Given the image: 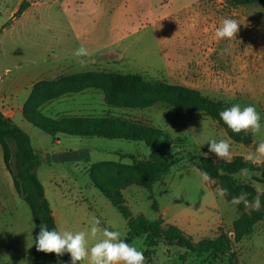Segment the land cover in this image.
I'll return each instance as SVG.
<instances>
[{"label":"rangeland","instance_id":"1","mask_svg":"<svg viewBox=\"0 0 264 264\" xmlns=\"http://www.w3.org/2000/svg\"><path fill=\"white\" fill-rule=\"evenodd\" d=\"M21 6L23 12L18 14ZM225 18L236 20L239 31L232 39L217 40L215 30ZM81 46L88 52L80 58L83 66L73 55ZM92 71L139 74L146 80L198 89L229 106L256 108L262 128L249 144L232 140L218 121L201 111L181 113L167 103L119 108L109 105L104 93L94 88L52 99L39 111L55 120L63 116L117 117L160 128L170 136L172 144L165 153L175 155L179 162L155 183L123 189L125 204L134 217L143 214L154 220L161 216L164 228L181 227L194 243L223 234L229 240L228 248L216 255L198 254L163 240L156 247L147 245L146 237H140L129 244L143 252L144 264H264V218L252 234L237 242L233 223L252 209L233 204L227 194L221 197L218 189H225L222 179L201 183L197 172L211 139L227 140L232 159H245L264 141V3L0 0V108L20 111L19 106H25L38 83ZM15 121L41 156L38 176L62 231H88L96 217L101 230L119 231L126 241L128 221L94 185L90 167L102 161L130 164L132 160L125 154L149 159L152 148L145 142L120 139L68 134L53 138L21 114ZM57 148L84 152L50 159ZM208 157L219 160L214 154ZM248 172L247 177L240 172L233 178L255 190L264 188L256 179L261 172ZM263 200L261 195L260 208ZM35 233L31 209L14 189L0 146V264H35ZM100 238L98 234L97 240ZM63 256L70 258L69 253Z\"/></svg>","mask_w":264,"mask_h":264},{"label":"trees","instance_id":"2","mask_svg":"<svg viewBox=\"0 0 264 264\" xmlns=\"http://www.w3.org/2000/svg\"><path fill=\"white\" fill-rule=\"evenodd\" d=\"M236 2L264 3V0H236ZM22 9L23 6L17 13L21 14ZM91 88L100 89L104 93L106 102L119 108H148L158 103H167L181 113L201 111L218 121L232 140L246 144L251 143V134L234 133L220 119L219 112L230 106L221 100L210 98L192 87L150 81L139 74L92 71L76 73L53 82L38 83L23 109L24 119L41 128L53 138L57 134H68L79 137L120 139L145 142L152 148L149 159H138L132 154H125L124 157L132 160L130 164L102 161L90 167L94 185L128 221L127 243L136 238L146 237L147 245H153L159 240H163L165 244L177 243L198 254L216 255L225 252L229 240L223 234L212 240L203 239L194 243L179 226L169 225L164 228L161 216L154 220L147 219L143 214L134 217L125 204L121 195L123 189L131 185L155 183L168 174L171 168L179 162V158L175 155H166L165 151L172 144V140L162 129L111 116H63L55 120L39 111L40 106L45 102L65 94L80 93ZM0 146L3 151L5 167L12 178L14 188L31 209L36 227L35 242L41 223H46L48 230L59 231L55 215L46 196L45 187L38 176L41 156L33 148L30 136L1 109ZM198 168L207 172L211 179L219 178L224 181L229 200L241 193H247V199L251 201L257 195V191L250 185L238 183L233 178V175L240 173L242 169L261 172V176L256 179L264 184V165L257 166L246 162L242 156L232 159L231 162L202 156L199 159ZM151 198L153 199L154 196ZM243 205H241L242 209ZM153 209L158 210L155 199ZM263 218L264 206L258 211H244L233 223L235 240L239 242L245 236L252 234L254 226ZM158 245L156 244L155 247ZM34 261L35 264H71L69 257L37 251L36 243H34Z\"/></svg>","mask_w":264,"mask_h":264},{"label":"clouds","instance_id":"3","mask_svg":"<svg viewBox=\"0 0 264 264\" xmlns=\"http://www.w3.org/2000/svg\"><path fill=\"white\" fill-rule=\"evenodd\" d=\"M240 24L236 20L225 18L222 25L215 30L217 40L232 39L239 31ZM79 63L83 66L84 60L80 59L88 55L87 49L83 46L77 48L74 53ZM220 119L234 133H245L253 136L261 133V115L252 105L241 107L240 104H233L219 112ZM209 154H214L217 159H223L231 162L232 153L230 144L227 140L219 141L211 139L207 141ZM246 162H251L257 166L264 165V141H261L255 148L254 152H249L245 157ZM201 183L211 180L207 172L197 170ZM248 169L241 170V176L247 177ZM257 195L253 201L247 199V193H241L239 196L232 197L231 202L235 205L243 203L246 208L250 207L254 211L260 209V197L264 195V188L257 187ZM218 194L224 197L227 189H218ZM101 221L93 217L90 229L88 231H57L56 229L48 230L46 223H41L39 233L36 238V250L45 253H55L62 256L64 253L70 254L71 264H80L87 261V264H144V254L121 239L119 231L109 230L99 227ZM98 234L101 238L97 240ZM95 241L91 245L89 241Z\"/></svg>","mask_w":264,"mask_h":264},{"label":"crops","instance_id":"4","mask_svg":"<svg viewBox=\"0 0 264 264\" xmlns=\"http://www.w3.org/2000/svg\"><path fill=\"white\" fill-rule=\"evenodd\" d=\"M11 101V99L9 100ZM20 107V111H18V108H16L14 111H11V110H8V111H5L3 110L2 108H0L2 110V112L10 117L11 119H13L14 121L16 120V118L19 116V114H21L23 116V109H24V106L21 105L19 106ZM24 117V116H23ZM16 122V121H15ZM71 142H73V140H71ZM62 142L60 141L59 144H61ZM77 152H84V151H79V150H76V149H65V148H57V149H54V152L51 153V156H49L50 159H54V158H69L70 156H74L77 154ZM13 183V181H12ZM15 189V188H14ZM16 191V190H15ZM53 213L55 215V218H56V222H57V225L59 226V231H62V223L60 222L59 220V217L56 213L55 210H53ZM62 218V217H60ZM181 228V227H180ZM182 229V228H181Z\"/></svg>","mask_w":264,"mask_h":264}]
</instances>
